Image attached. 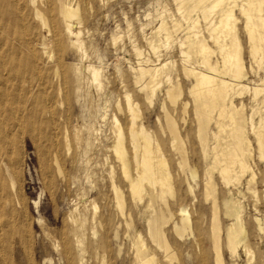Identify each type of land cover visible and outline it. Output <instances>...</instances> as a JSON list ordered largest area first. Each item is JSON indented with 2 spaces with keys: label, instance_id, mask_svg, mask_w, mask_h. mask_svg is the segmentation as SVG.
<instances>
[{
  "label": "rangeland",
  "instance_id": "rangeland-1",
  "mask_svg": "<svg viewBox=\"0 0 264 264\" xmlns=\"http://www.w3.org/2000/svg\"><path fill=\"white\" fill-rule=\"evenodd\" d=\"M40 1L37 0L38 3ZM180 3H184L192 19L198 20L194 29L191 21L183 16L185 8L178 11ZM242 3L243 0H223L208 19L217 22L220 11L229 5L233 6L234 30L241 46L244 76L236 82L238 86L235 87L236 94L232 99V108L236 107L240 112L236 118L240 129L230 131L232 134L229 132L228 136H231L233 141L238 139L243 142L239 148L240 152L248 147L244 156L247 169L241 175L239 165H234L237 180L234 179L233 183L228 184L222 181L217 169L212 170L213 185L211 193L206 195L204 171L208 164L202 154L199 125L193 114L194 101L189 91L194 80L184 72V67L200 70L204 68L193 45L190 48V59L185 61L181 50L186 51L187 47H180V43L185 41L187 36L198 32L199 38L215 50L210 58L211 62L217 61L218 66H221L220 54L206 27L207 20H204L201 14L202 7L208 2L81 0L80 14L84 21L80 25L75 22L73 24V31H80L78 38L66 34L61 29V43L59 46L53 44L50 47L55 60L51 61L50 65L59 60L62 78L67 80L63 95L57 98L63 102L61 107L58 109V106L53 104L56 109L54 119L60 134L63 129L69 131L71 148L67 152L66 147L61 144V148L57 149L63 171L60 175L50 157L47 160L53 179V185L50 186L47 179H44L42 169L45 162L43 148L49 144V131L47 130L46 134L36 129L38 139H33L28 134L20 139V128H11L10 148L13 152H0V169L7 182L12 180L15 186L20 188L25 210L18 206L16 210L20 212L21 208L24 215L21 222L25 221L28 230L25 232L27 241L24 237L14 236L1 244L0 264H6L7 253L11 264H67L62 251L64 247L71 254L70 264H76L81 256L86 264H100L102 260L105 264H131L128 250L133 236L137 233L160 264H169L162 259L163 249L151 241L146 230V218L153 212L144 208L147 196H143L142 200H133L130 197L124 183L118 181L117 163L108 151L117 130L114 118L121 127H125L130 121L125 110L126 95L137 104L139 117L136 123L142 124L149 131L153 141L160 143L169 165L173 193H165L163 197L167 204L164 201L155 202L154 210L162 209L165 214L170 213L168 222L163 225V232L165 238L171 237L179 243L174 250L176 255L172 264H215L211 232L213 200L217 207L223 263L264 264V231L258 230L256 222V218H259L264 225V158L260 157L256 135L264 105L260 103L261 93L256 98L251 94L253 87H264L261 82L264 77V60L258 67L250 54L245 19L239 9ZM33 20L35 32L39 37L49 38L41 27L40 19ZM161 23L170 33L167 42L164 31L158 29ZM77 39L82 43L81 51L78 46L71 44V41ZM191 39L193 40V37ZM226 42L229 43L230 38ZM152 44L157 47V53L151 49ZM137 50L141 52V57H138ZM143 59H148L147 65L140 62ZM140 66L159 68L157 84H153L151 89L143 87L147 79H139ZM93 69L97 72L95 81L92 78ZM50 70L49 66H45L44 72L50 75ZM34 79L38 87V77L35 76ZM170 82L180 85V94L175 102L166 94ZM49 86H46L47 91ZM148 95H151L150 99ZM32 96L38 103L44 101V96L39 97V92L33 93ZM182 102L187 104L185 111L181 108ZM229 102L230 100H227L226 103L228 109ZM217 113V110L212 112V119L203 131L206 137L205 147L208 150L217 143L214 138L219 134ZM166 114L176 123L181 140V144L177 145L179 147L173 145L174 139L167 127ZM227 122L226 120V124ZM226 128L229 129L227 125ZM221 134L220 137L227 136L225 132ZM182 154L185 155V162ZM190 169L195 170L192 175ZM112 176L124 192L127 203L125 212L130 214V217L127 216L131 221L130 230L118 215L111 188ZM225 201H231L240 207V217L245 227L244 241L235 255L230 253L224 239V232L232 221L224 216ZM93 204L97 206L94 221L91 220L94 213ZM181 206L192 221V225L184 230L185 232L182 231V235L170 229L174 223H179L178 209ZM100 220L102 226L98 223ZM93 229L96 235L92 234ZM195 233L199 237H194ZM195 238L205 256L204 260L200 258ZM77 239L81 241L79 247L75 246ZM243 244H246L250 252L244 250Z\"/></svg>",
  "mask_w": 264,
  "mask_h": 264
},
{
  "label": "bare ground",
  "instance_id": "bare-ground-1",
  "mask_svg": "<svg viewBox=\"0 0 264 264\" xmlns=\"http://www.w3.org/2000/svg\"><path fill=\"white\" fill-rule=\"evenodd\" d=\"M222 1L200 0L203 3L208 2V4L202 7L201 14L202 18L207 20L208 25L206 27L210 39L220 54L221 66H218L217 61L215 63L211 62L210 58L215 53V50L199 38L198 32H194L192 36H187L185 41L180 43V47H187L186 51L181 50L185 61H189L190 48L193 45L196 47V54L201 59V66L204 68L200 70L194 69L193 67H184V72L193 77L194 80L189 91L194 101L193 114L199 125L198 135L202 147V154L208 164L204 171V189L206 195L211 193L213 185L211 182L212 170L217 169L222 181L228 184L233 183V180L238 176L233 169L234 165H239L241 175L247 169L244 156L246 155L245 152L248 151V147L242 149L240 152L239 148L242 147L243 142L238 139L233 141L230 139L231 136H228L230 135V131L235 132L240 129L236 124V118L240 112L238 108H232V99L236 94L235 87L238 86L236 82H239L244 76V65L240 56L241 46L234 30L235 18L233 16V6L229 5L225 9H220L221 11L217 22L208 19L211 12ZM80 6L81 0H41L39 3L37 0H0V152L3 150L8 152V154L13 152V149L10 148L12 144V133L10 130L13 126L20 128V131L18 130L20 139L26 134L33 139H38L39 136L35 134L36 129L43 131V133L48 130V133H50L48 139L50 140L47 147L43 148V156L46 164L44 162L42 169L43 176L45 175L44 179H47V184L50 186L53 185V179L49 165H47V160L50 157L51 162L55 164L56 170L60 175L63 171L61 157L57 155L59 151L57 149H59L61 144L64 148L66 147L65 150L67 149V152L71 148L69 131L63 129L60 134L56 119H54L56 109L53 104H56L58 109L61 107L63 102L57 98L63 95L67 80L62 78L59 67L61 62L59 60H56V63L54 62V64L50 65L51 61H55L50 47L53 44L59 46L61 43V29L66 34L78 38L80 31L74 32L73 24L74 22L78 25L83 24L84 19L80 14ZM182 8H185L184 3H180L178 11H181ZM239 9L245 19L250 54L254 63L260 67L264 60V0H243ZM183 11H185L183 16L191 21L192 28L194 29L198 20L192 19L186 8ZM45 14L47 17H45ZM33 19H40L41 27L47 32L49 38H46V36L39 37V34L35 32ZM158 29L164 31V38L167 42L170 38V33L165 28V25L161 23ZM191 37H193L194 41ZM228 38H230L229 43L226 42ZM71 44L78 46V50L82 47V43L78 39L71 41ZM150 47L153 52L157 53V47L153 44ZM136 53L138 57L141 55L139 50ZM140 62L147 65L148 59H143ZM45 66H49L51 69L50 75L44 72ZM158 70V67L140 66L138 68L139 79H147V82L143 86L144 88L151 89L153 84H157L156 80L159 76ZM35 76L38 77V87H36ZM225 77H228V79ZM92 78L94 81L97 79V72L94 69ZM166 79L168 81L170 80L169 77H166ZM261 80L264 83V77ZM46 86L50 87L49 91H47ZM35 92H39V97L44 96L43 102L38 103L35 101L32 96ZM179 92V83L170 82L166 90L167 97L172 102H175L179 97ZM260 93L262 94L260 103L264 105V87L252 88L251 94L253 98H256ZM151 95H148V99H150ZM125 100V110L130 121L125 127H121L117 119L114 118L117 130L114 142L108 151L111 152L114 161L117 163L118 181L121 180L120 182L124 183L126 192L130 197L133 200H142L143 196H147V202L144 208L145 210L151 209L150 211H153L146 218L148 236L152 242L163 249L162 259L172 264V260L176 255L174 250L179 246V243L177 241L175 242L171 237L167 238L166 236L165 238L163 232V225L168 222L170 213L165 214L162 209L154 210L155 202L164 201L167 204L163 197L165 193H173L169 165L160 143L153 141L149 131L142 124L136 123V119L139 117L137 104L132 102L129 95L125 96ZM227 100H230L229 109L226 105ZM186 105V103H181L183 111H185ZM214 110L218 111L216 123L219 126V134L214 137L217 143L208 150L205 147L206 137L203 131L208 122L211 121V114ZM166 115L167 127L174 139L173 145L177 146L181 144V140H179L180 136L176 128V123L171 119L169 114ZM226 120L228 124H226ZM226 125L229 129L226 128ZM75 130L77 129L75 128ZM222 132L227 133V136L220 137ZM256 135L260 157L264 158V113L259 117V127ZM182 156L185 162V155L182 154ZM194 171V169H190L191 175ZM114 178V176L111 177V188L114 193L115 206L118 215L124 220L127 229H129L131 227V221L127 219V216L130 217V214L128 213L127 215L125 212L127 203L124 192L118 181ZM189 189H191L190 186ZM20 196V188H17L12 180L7 182L0 169V248L3 242H7L14 236L26 238L25 232L28 230V225L25 221L23 223L21 222L22 216H24L21 213V208L23 210L25 204ZM16 206L21 207L20 212L16 210ZM92 209L94 213H92L91 220L94 221V215L97 210L96 204L92 205ZM178 210L180 213L179 223H174L170 229L172 232L174 231L182 235V231L191 226L192 221L184 207L181 206ZM223 213L226 218L228 217L232 220L224 232V239L230 253L235 255L238 247L243 243L245 238V227L240 217V207L231 201H225L223 204ZM212 221L211 232L214 261L215 264H224L220 248V228L217 223L215 200H213ZM256 222L258 230L264 231V225L260 222L259 218H256ZM98 223L102 226V220L98 221ZM115 233V236H117L116 231ZM92 234L96 235L94 229ZM197 236L198 234L195 233L194 237ZM195 241L196 247L199 248L201 254L200 258L204 260L205 256L201 253L202 249L200 244L196 238ZM76 242L75 246L79 247V242L81 241L77 239ZM242 246L245 251L250 252L246 244ZM57 247L58 245H56ZM62 251L66 256L67 264H70V252L66 247ZM79 251L83 250L79 249ZM128 255L131 264H160V261L149 250V247L139 233L133 236ZM6 264H11L8 253ZM76 264L86 263L81 256ZM100 264H105L104 260Z\"/></svg>",
  "mask_w": 264,
  "mask_h": 264
}]
</instances>
